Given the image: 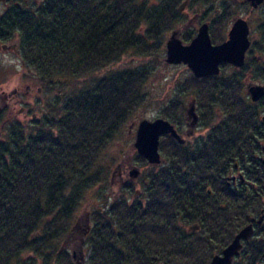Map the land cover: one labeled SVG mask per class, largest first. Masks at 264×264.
Returning a JSON list of instances; mask_svg holds the SVG:
<instances>
[{"label":"trees","instance_id":"trees-1","mask_svg":"<svg viewBox=\"0 0 264 264\" xmlns=\"http://www.w3.org/2000/svg\"><path fill=\"white\" fill-rule=\"evenodd\" d=\"M181 1H5L0 41L17 39L25 67L40 82L106 74L35 121L29 134L15 121L0 138V264H75L67 241L85 195L101 181L98 158L144 102L148 71L118 64L127 55L157 54L166 33L183 22ZM260 25L263 35L264 15ZM253 51L230 75L194 76L209 135L192 149L161 138L164 163L153 166L143 196L118 197L94 211L87 264H209L259 218L264 97L252 102L243 81ZM177 104L166 106L167 119L176 121ZM236 162L250 183L231 188L226 176ZM234 264H264V225Z\"/></svg>","mask_w":264,"mask_h":264},{"label":"rangeland","instance_id":"rangeland-1","mask_svg":"<svg viewBox=\"0 0 264 264\" xmlns=\"http://www.w3.org/2000/svg\"><path fill=\"white\" fill-rule=\"evenodd\" d=\"M5 1H0V14L6 8ZM181 7L183 22L173 26L166 33L164 45L157 54L144 58L127 55L118 64L122 68H145L148 71L143 86L144 102L134 111L98 158L97 166L103 170L101 181L85 195L73 220L74 232L67 241L70 253L73 254V249L77 253V257L73 259L75 264H87V261L81 257V248L83 247L84 255L87 257L89 252L87 229L92 226L94 211L106 208L118 197L125 196L132 199L134 196H143V185L153 166L139 157L134 145L137 127L141 120L167 119L163 111L167 105L177 102V105H180L175 114L177 119L172 122L185 136L188 131L195 132L199 136L209 130L207 127H201L200 123L196 128L187 125V110L192 106L194 99L199 107L195 93L197 84L193 82L194 74L186 65H171L166 62V42L173 31L180 30V38L188 42L190 40H185L187 37L184 36L191 32L195 37L199 28L209 22L211 39L214 44H219L227 40L233 19L247 18L251 28L254 60L251 68L245 72L244 86L249 83L264 84V34L262 36L259 27L264 15V5L252 10L244 0H199V2L182 0ZM226 9L230 10L229 14H226L225 18L220 17ZM220 20L226 21V25L222 28L219 24ZM212 23H215V26H212ZM212 37L217 39L213 40ZM17 43V39L0 41V138L2 139L8 126L15 121L20 122L25 133L29 134L35 121L48 115L53 108L61 107L71 95L91 86L106 74V71H101L79 79L57 77L46 86L39 81L35 73L29 72L23 65ZM5 46L8 48L6 49ZM235 70L233 66L227 65L221 69L219 75L227 76ZM260 116H264V108L260 109ZM214 120L217 122L219 118L215 117ZM135 168L140 173L137 177H132L131 173ZM121 169L124 172L123 177Z\"/></svg>","mask_w":264,"mask_h":264},{"label":"water","instance_id":"water-1","mask_svg":"<svg viewBox=\"0 0 264 264\" xmlns=\"http://www.w3.org/2000/svg\"><path fill=\"white\" fill-rule=\"evenodd\" d=\"M253 8H257L264 0H248ZM250 29L247 19L238 17L234 20L229 31L228 39L222 43L214 44L209 24L204 23L197 35L189 42H184L175 30L166 42V62L171 65H186L196 78L219 75L223 63H228L236 68H242L246 62V54L251 46L249 39ZM7 49L8 47L5 46ZM247 94L253 102H258L264 97V85L249 83L246 87ZM194 108L188 110V115L193 119V125L198 121ZM264 119V117H263ZM169 135L178 143L184 144L185 139L178 133L174 123L165 118L155 120L143 119L136 132L135 148L138 154L146 159L150 165L157 166L164 162L160 151L161 137ZM139 170H132L131 176L137 177ZM264 221V209L259 218H252L250 223L243 227L221 253L213 256L209 264H234L242 253L246 242L255 235V223L261 226Z\"/></svg>","mask_w":264,"mask_h":264},{"label":"flooded vegetation","instance_id":"flooded-vegetation-1","mask_svg":"<svg viewBox=\"0 0 264 264\" xmlns=\"http://www.w3.org/2000/svg\"><path fill=\"white\" fill-rule=\"evenodd\" d=\"M244 2L247 4V5H249L251 8H252V10H257V9H259L261 6H263L264 5V2L262 3V4H260L257 8H253L252 7V5L250 4V2H248V0H244ZM180 10H182V7L180 8ZM236 18H238V17H236ZM235 18V19H236ZM235 19H233V21H232V23H231V27H230V29L232 28V25H233V23H234V20ZM245 19H247V18H245ZM247 21H248V19H247ZM208 24H209V22H207ZM248 24H249V21H248ZM260 28H261V26H259ZM210 29H211V25L209 24V32H210ZM230 29H229V31H230ZM249 29H250V34H249V39H250V41H251V46H252V40H251V38H250V35H251V28H250V25H249ZM179 31V35H181V31L180 30H178ZM229 31H228V34H229ZM191 33V32H190ZM263 36V35H262ZM194 38V37H193ZM192 38V39H193ZM191 39V40H192ZM227 39H228V37H227ZM225 41V40H224ZM223 41V42H224ZM189 42V41H188ZM251 46H250V48H251ZM250 48H249V50H250ZM249 50H248V52H247V54H246V61H247V56H248V53H249ZM258 59H259V57H258ZM22 63H23V65L25 66V64H24V62L22 61ZM246 63V62H245ZM227 65H231V64H228V63H223L222 64V66H221V69L224 67V66H227ZM245 65V64H244ZM231 66H233V65H231ZM236 70H239V69H241V68H236L235 66H233ZM244 67V66H243ZM29 72H30V70L29 69H27ZM261 85H264V84H261ZM246 87H247V85L245 86V91H246V93H247V89H246ZM248 95V94H247ZM249 96V95H248ZM250 98V97H249ZM251 99V98H250ZM252 101V100H251ZM253 102V101H252ZM191 108H194V114H196L197 116H198V121H197V123L195 124V125H193V119H192V117H190L189 115H188V110L190 109H188L187 110V125H189V126H191V127H194V128H196L197 126H198V124L200 123V125H201V127L203 126L202 124H201V122H200V115H199V110H198V106H197V102H196V100L194 99V101H193V104H192V106H191ZM172 122V121H171ZM173 123V122H172ZM175 124V123H174ZM175 126H176V128H177V131H178V133L185 139V145H187V146H189L191 149L192 148H195L196 146H197V144H199L203 139H205L206 140V138H207V136L209 135V133L208 132H206V133H203V134H200L199 136L195 133V132H193V133H191V131H188L187 133H186V136H185V134L183 133V132H181L180 131V129H179V127L175 124ZM177 142V141H176ZM178 143V142H177ZM258 143L261 145V147H262V153H261V151H258V154H257V160L258 161H261L263 164H264V142L263 141H258ZM251 164V160H248V165H250ZM125 174H126V172H125ZM121 176L123 177L124 176V172L122 171V169H121ZM226 183H227V185L229 186V187H231V188H240V187H242V186H247V184L248 183H250L248 180H247V174H246V172H245V167L244 166H241L239 163H235L234 164V166L232 167V168H230V170H229V172H228V174H227V176H226ZM262 225H264V221H263V224ZM261 225V226H262ZM258 225H257V223H255V228L257 227ZM261 226H258V227H261ZM90 229H91V225L88 227V229H87V231L89 232L90 231ZM81 254H82V258H84L85 259V261H88V256H89V253L87 254V257H85V255H84V251H83V247L81 248ZM72 256H73V259L74 258H76L77 257V253H76V251L73 249V254H72Z\"/></svg>","mask_w":264,"mask_h":264}]
</instances>
